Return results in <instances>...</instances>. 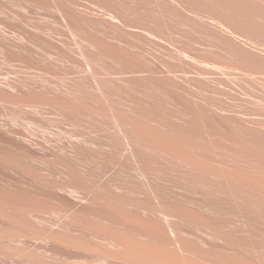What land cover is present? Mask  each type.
I'll return each instance as SVG.
<instances>
[{
    "label": "bare ground",
    "instance_id": "6f19581e",
    "mask_svg": "<svg viewBox=\"0 0 264 264\" xmlns=\"http://www.w3.org/2000/svg\"><path fill=\"white\" fill-rule=\"evenodd\" d=\"M22 1H28V3L25 2V4L27 3L29 5L30 0ZM31 1V5H33L32 3L34 2L36 3L35 0ZM38 1L42 4V6L45 4V7H52V11L55 10L58 12L59 16L55 11V13L53 12L52 14L59 17L58 18L56 16V18L60 21L56 22L57 26L63 24V28L68 30L67 33L71 31L70 35L72 34V30L78 31L83 35V37L81 35L79 37H82V40L87 41L91 48L94 47L93 49L95 50L87 48V52L91 50L90 53H87L88 55L83 52L78 53L79 55H82V57L84 56L83 59L86 61V69L88 68L91 74L92 70L94 72L93 68L92 70L90 69L91 61L109 58L113 61H117L120 65L122 57L124 61L127 56V60H130L129 56L133 53L129 52L131 55L127 54L128 52L125 51H128L129 49H125L123 46L121 48L120 46L121 43L125 41L123 38L124 35L136 38L137 33L133 34L132 31L144 34L143 37L149 36L147 38H143L140 34H137V37H139V35L142 37V39L140 38L142 40L141 42L140 39L139 41L137 39V41L142 45H153V43L151 44V38L153 42H159L158 45H162L163 43L166 44L165 41L169 42V40H166L167 36L165 35H171V32L174 29H166V23L168 20L170 24L174 22L175 20L171 21V19H174V16L175 18L177 16V20L182 19V21L180 20L181 22H178L176 20V22H174L176 25L172 23V26H177L178 23L181 24H178L179 26L185 25L189 27L196 24V28H194L197 29L195 30L196 33H198L197 31H200L201 29V36L203 32V34L206 35L205 38L208 37V39H203L207 40L206 44L209 41H212L207 45L205 43L203 44L197 39L201 37H198L199 33L196 34L193 32V34H195L192 37L194 41L187 46V43H185L183 39L182 42L185 44L181 43L183 45L179 46L183 48V46L186 45V48L180 50L177 46L178 51H173L170 49V43L166 45L168 49L171 50L169 51L170 55L172 54V56H178L182 62H184V64L182 63L179 66L181 67L185 65L181 67L182 70L183 68L190 66L196 70V73L199 76L206 78L204 79V82L206 83L207 81L206 84H208L209 88L206 86L204 90H209L211 87L210 84H215V77L221 84H228L231 82L230 79L233 75H235L233 78L236 79L238 76V79L241 75H247L250 71L255 73L254 70H264V57H261V55L264 54V0H156V5H153L154 0H149L152 2L154 7L156 6V8L155 10L154 8L153 10L151 8L152 11L148 9L149 12H146L144 9L143 12L145 13H143L142 16L139 14V11L142 12V8L140 9L138 7V12L137 8L136 10L130 9V11H128L129 9H124L123 2L125 0H105V2H103L105 3V5H103L104 7L101 4L102 1L99 0L96 2L99 4L94 6H102V8H104L103 11H100L99 7L98 9L95 8L99 13L96 12V10L95 12L92 11L94 10L92 5L94 2L92 3L90 0L88 1L91 3L87 0L86 1L89 5H92V10L86 8L87 6L89 7L88 4H86L87 6H84L85 8L81 7L82 3L80 1L82 0H37L36 4L40 6ZM15 2L18 3L17 0ZM141 2L138 1L137 4ZM160 3L164 4V8L160 7L162 6ZM42 9L47 10V8H41L40 10L37 9L40 11V15L42 13ZM49 10L51 11V9H48L46 11V15L51 16L50 14H47ZM32 12L33 14H38V12L35 13L32 11L31 8L30 13ZM132 14H135V16L138 15V17H134ZM55 16L53 17L55 18ZM25 18L27 19L28 17ZM28 20H31V18H28ZM21 21L23 20L21 19ZM89 21L93 23V26L95 25L93 28L94 30L96 29V26L99 29H96L97 34L96 31L92 32V29L90 31L92 33L88 31L90 30L89 28H91L87 27L88 23V26H91ZM30 22H28V24ZM136 22L139 23V25ZM58 23L60 25H58ZM151 23L157 25L155 26ZM31 24L33 28H35L33 25L37 26L35 23ZM29 25H27V27ZM52 26L49 27L52 28L50 31L53 32V28L56 25ZM46 27L48 28V32L45 31L44 28H42V30L37 28H35L36 30L34 29L33 32H35L38 37L35 36V33L33 35L32 31L30 34H27V32L24 33V29H26V31L28 30L27 28H23L21 35H19L18 38L14 35L17 39H14V42V40H12L14 38L13 37L11 39L13 43H10V45L8 44L9 46L7 47H19L20 50L18 51H21V48L26 47V43L28 46L36 37L39 41L42 38L41 41L43 40L45 43H50L48 40L54 38L51 35H54L55 33L52 34V32L49 31L50 28L48 26ZM30 28L31 27H29V30ZM254 28H257L261 34L259 32L255 34L251 31V29ZM37 30L40 31L38 32ZM125 30H127V34H123ZM2 32L0 28V34H2ZM78 32L77 34L79 35ZM174 32L177 33L175 30ZM83 33L87 35V37ZM179 33L181 32L178 31V34ZM185 33L186 32L183 31V35ZM71 36L70 38L73 37ZM76 36L73 37V40ZM194 36H196V38H194ZM49 37L52 38L49 39ZM209 37L214 39V42ZM57 39L58 38H56V40ZM54 40L55 39H53L55 45L57 44L58 47L60 45L59 49H66V47L61 48V45H65L63 41H58L60 43L63 42L62 44H59ZM121 40L124 41L121 42ZM78 41L79 39L77 42ZM107 41L112 42L110 43V47H106V45L104 46L103 43ZM137 41L135 42V45ZM147 41L148 45L146 43ZM53 42L51 41V43ZM77 42L75 43L77 44ZM81 42L78 44L80 45ZM130 42L133 43L132 40ZM173 42L171 44H174ZM54 43L52 44L53 47L51 45L50 48L58 49V47H54ZM132 43H129L130 46H135H132ZM38 44L40 45V43ZM129 44L127 46H129ZM41 45L43 46L42 43ZM158 45L156 44V46H154V48L157 49L156 51L161 50L162 47H166ZM84 46L85 45H83V47ZM139 46H137V48ZM157 46L161 48L158 49ZM7 47L5 46V48ZM75 47L77 48L80 46L75 45ZM140 47L138 48L139 51L135 50V53H137V51L138 53L133 54V56L137 55L136 57H139L138 55H140L139 58L143 57L144 59H142L145 60L146 64L142 63L141 65L140 62H138L139 65L137 64L136 67H132L137 68L139 72H147L146 74L150 77L145 73L143 77L151 78L149 80H152V82L156 79L158 82L161 81L162 84L165 83L163 84V88L164 86L165 89L169 88L168 91H165L166 93H176L178 90H182V92L180 91V96L176 95L178 98L180 97V100L178 101L180 103L179 106L181 107H178L180 111L178 115H176L179 120L175 121L174 119L173 121H162L160 116L161 110L159 109L160 112H158V108L155 107L158 102L157 100H159V96L158 98L155 97L157 100L155 101L154 99V102L156 103H154V107L151 106V109L149 108L150 102H146L148 101L146 98L145 102L149 105V107L146 106V108L144 104L143 107V105L139 103L138 105H142V107H138L136 109V107L134 108V106L128 105L129 102H126L125 108L122 103L124 109H119L116 105L115 107L117 109L114 106L107 109V101L105 99H100V97L104 94L101 90L102 88H100L101 86H99L102 82L98 85L96 81L93 85H91L96 90V92H94L95 94H93V92L87 94V92H84L85 88L84 91H82L81 89L79 90L78 87L74 86L73 88L71 85L69 86L64 83H62L61 87L56 86L59 85L56 84L54 89L49 86V88H40V84L38 86L36 84L37 87H35L34 83L31 91L35 92V96H37L36 93H41L39 96H41L42 93H46L44 96H47L46 98L48 99L44 97V102L52 105L56 101V107L61 105L64 110L66 109L71 111L76 108L85 107L89 103H99L102 105V101H105V106H103L106 108L105 112H107L106 114L109 119L107 120V125L105 126H108L106 129L111 131V133H109L110 131H107V133L112 135L114 134L113 136L116 138L114 139V141L116 140L114 143L117 144L113 145V148H116V151L112 150V152L110 151L111 149L109 150L110 152L101 151L102 146L101 144H98V142V145L95 146L98 148L100 146V149H93L92 145L94 142L88 141L90 139H86L85 137L75 138L74 136L71 137L70 134V139L67 137V140H65L66 135L64 140L58 138L57 143L55 142L54 145H51V148L49 147L52 153L44 151V153L46 152V155L52 154L54 160L60 166V172L57 175L60 178L54 179L50 177V175L54 176L51 170L53 166H50L52 163L43 161V158L41 160L38 159L41 157L38 152L40 151L39 147L42 142L37 146L36 143L32 144L31 141L28 142L25 139L21 140L22 138L20 136L18 137V139L20 138L19 141L17 139L16 141H7V139L6 141L11 145H14L15 147L18 146L23 149L22 152L28 159L26 160L28 164L35 166V162L37 160L40 161L38 162V164H40L35 167L41 170L43 174L38 178L32 177V180L33 182H38L37 185H40L39 187H42L45 190V195L47 197L56 198L64 203L66 207L62 208L60 211L66 215V217L70 220V223L68 225H63V230L61 231H54L51 229H39L37 231L32 230L34 232L30 236L45 244L34 245V247H32L33 250L30 247L12 245H8L3 248L1 243L0 247L4 249V253L12 259H15L17 256L29 251L27 253L31 257H35L29 260L30 264H264V121L257 120L253 116V113L247 114L248 112L245 113L249 115L247 120H243L241 115L238 113L226 114L222 107H219L218 109V107L215 106V102L214 104L213 102H209L207 104H205L206 102L203 104L200 103L199 94L197 95L194 93L195 91L193 92V90L189 88L190 85L188 87L184 82V80H186L184 79V74L187 76L190 74L186 73L189 70V67H187L188 69H184L185 72L183 75H181V72L183 71H181L178 67L176 68L178 70L180 69L177 73L180 72V77H183L182 79L184 80L182 81L185 83L184 85H186L180 86L179 84H183V82L176 79L177 73L175 72L177 70L175 68L174 70L176 71L174 73L176 75V81L173 77L168 78L166 77V74L163 75L164 70H158L160 68L159 65H157L159 62L156 63L158 57L156 59L155 55H150L145 49H142L143 46L141 49ZM203 48L206 50L209 49V52L214 50L213 52L217 53L215 56L218 57L216 59H212L215 57L212 55L214 53L211 54L205 50L204 52L213 56L211 60L208 58V55L207 58L209 60H207L206 57L205 59L201 53ZM71 49H73V47ZM162 49L163 51L166 50L164 48ZM25 50L30 49L25 48ZM25 50H23V52ZM67 50H64V52ZM52 51L46 49L42 54L46 58H53L54 53L56 52L53 53ZM35 53L37 55V52ZM156 53L158 54V52ZM29 54L32 56L35 55L33 52H30ZM65 54H62L64 55L63 59L66 56ZM78 54L75 56L77 57ZM71 55L68 56L70 57ZM123 55H126V57ZM234 55L241 57V61H237L235 63L234 61L236 59L233 58ZM56 57L57 56H55V58ZM136 57L135 59L139 60ZM40 59L38 60L40 61ZM73 59L74 57L72 60ZM164 59L165 58L162 59L163 64L165 63ZM143 60H141V62H143ZM152 61L155 62L157 68L159 67L158 69L153 66L155 64ZM45 62H48V60ZM67 62L68 61L66 60V64ZM136 62L137 61L132 63L135 65ZM82 63L83 65L81 66H84V62H81V64ZM152 63L153 65H151ZM167 64L165 66H167ZM116 65L119 67L117 63ZM127 65H123V68L127 67ZM129 67L127 68L129 69ZM41 70L43 69L41 68ZM111 70L113 71V69ZM46 71L44 70V72ZM105 72L106 71H104V73ZM189 72H191V70H189ZM172 73L169 74L171 75ZM77 75L78 74L75 76ZM175 75L173 74V76ZM69 77L71 78V76ZM119 77L121 78V76ZM126 77L129 80H133L128 76ZM188 77L191 79L190 76ZM223 77L227 82L224 81ZM65 78L63 77L62 79ZM189 78L188 80L190 81ZM193 78L194 79L192 80L194 81L195 75ZM221 78L223 80H220ZM90 80L93 81L92 79ZM188 80H186V82H189ZM197 80L198 78L196 81ZM161 82L159 83L160 87L162 86ZM204 82L202 80L203 84ZM154 83L157 82L155 81ZM167 83L171 84L172 87H168ZM196 83L193 82V84L197 85ZM202 83L199 82L198 84L202 85ZM6 85L11 88H17L20 86V84H14L9 80L6 81ZM155 85V88L158 87L156 88L158 90L160 88L159 85ZM173 85L175 86L174 88L176 92H169L171 91L170 88L174 90ZM87 88L89 89V87ZM212 88L215 90L214 87ZM196 89H198V87ZM211 90L212 89L209 90L210 93ZM179 91L178 93H180ZM107 92L109 93L108 90ZM162 92L164 93L163 89ZM160 93H158V95ZM165 95L170 100L175 101V98H172L171 94ZM207 95L211 96L212 93L211 95ZM50 96H54V98L52 97V99H50ZM37 97H35V99ZM48 100L53 101L50 103ZM39 101L42 102L41 100ZM39 101L33 100L32 103L36 105ZM135 101L136 100L133 102L137 104L136 102L139 101V98L136 102ZM198 102L202 104V106L200 104L199 106H196ZM108 103L110 105V102ZM142 103L144 102L142 101ZM195 106L196 108L201 107L195 109ZM194 109L195 111L202 109L203 112H201V110L199 111L201 113L197 112L198 115H202L198 117ZM142 115H146V117L144 118ZM215 123L219 127H228L229 125V127H233L230 130V133H226L225 131L219 133L215 130ZM73 125L75 126L74 123ZM45 126L47 127V125ZM95 127L97 128V126ZM95 130L97 131V129H94V131ZM14 131L15 130L13 129L11 132ZM57 133L58 132H56V134ZM61 138H63V136ZM29 139L31 140V138ZM34 141L36 140L34 139ZM38 142H40V139ZM224 142H228L229 145H223ZM112 144H110V146ZM44 148L42 147L41 150ZM46 148L48 149V145ZM103 148L104 147H102V149ZM224 149H228L230 153L222 152ZM44 153L42 154L45 155ZM54 160L52 161L54 162ZM34 183H29V185H36ZM12 185L16 187L15 182ZM9 202L11 203V206H9ZM9 202L5 204H8L10 209L18 208L19 202L14 200H9ZM12 229L10 226V230ZM19 230H17V232H13L14 230L10 232L4 231L3 233L0 231V237H7L18 241L19 238L21 239L23 236H28L22 234V231ZM81 235H90L94 238V240L86 242L83 238H79ZM52 241L63 243L66 247H68V249H70V251L75 249L76 252H72V254L70 252V260L60 262L58 260L52 261L46 254L48 251L47 246ZM77 250L80 252L83 250L86 254L91 253L92 255L88 254L86 256H81L80 254L82 253H77ZM43 251H45L44 254L41 253ZM35 253H39L38 256H36Z\"/></svg>",
    "mask_w": 264,
    "mask_h": 264
},
{
    "label": "rangeland",
    "instance_id": "374dc122",
    "mask_svg": "<svg viewBox=\"0 0 264 264\" xmlns=\"http://www.w3.org/2000/svg\"><path fill=\"white\" fill-rule=\"evenodd\" d=\"M15 1L16 0H11V1L10 0H0V23H1L0 25L3 27L2 28L0 26L1 32L3 31L2 34H0V36H1L0 37V231L2 233L4 231H9L10 232V231H13V230H14L13 232H17V230L20 229L19 231H22V234L28 235V236H25V237L23 236V237H21V239L19 238L18 241L12 240L11 238H7V237H3V238L0 237V243L2 244L3 248L8 246V245H12V246L30 247L33 250L32 247H34V245H45L44 243H41V242L37 241L35 238H32V236H30V235H32V233L34 231H37L39 229H51V230H54V231H61V230H63V225H68L70 223V220L66 217V215L63 214L60 211L62 208L66 207L64 205V203L62 201L56 199V198L47 197L45 195V190L42 187H39L40 185H37L38 182L34 181V182H36V183H34L33 180H32V177H37L38 178V177H41L42 174H43L41 170H39L37 167H35V166L40 164V163L38 164V162H40V161L37 160L35 162V164H34L35 166H33L32 164H28V162L26 161L28 159L25 157L24 153L22 152L23 149L19 148L18 146L15 147L14 145H11L7 141H16V139L19 141L20 138L18 139V137L20 136L22 138L21 140L25 139L28 142L31 141L32 144L36 143L37 146L40 145L41 142H42L41 146L43 148L45 147L44 148L45 150L44 149L41 150L42 147L41 146L39 147L40 151L38 153H39V156L41 155V157H39L38 159L41 160L43 158L44 159L43 161H46V162L48 161V163L49 162L52 163V164H50V166L51 167L53 166L52 167L53 169L51 167L50 168H51L54 176L50 175V177L54 178V179H59L60 177L57 176L58 173L60 172L59 171V168H60L59 164L54 160L52 154L51 155L50 154L46 155V152L47 153H49V152L52 153L51 149H50L52 147L51 145H54L55 142L57 143L58 138L64 140V137L66 135L65 140H67V137L70 139V137H69L70 134H71V137L74 136L75 138H79V137L83 138V137H85L86 139H88V138L90 139L88 141L94 142V144H93L94 146L92 145L93 149H96V150L100 149V146H99V148L96 147V146L98 144H101V146L104 147L103 149L101 147V151H104V152H110L112 150L116 151V148H113L114 147L113 145L117 144V143H114V142H116V140L114 141V139H116V138H115V136H113L114 134L112 135V134H108L107 133V131L109 132L110 130H107L106 128L108 126L107 127L105 126V125H107V120H109L108 117H107V114H106L107 112H105L106 108L109 109V108H111L113 106L115 107V105H116V107H118L119 109H122L123 108V104H124V108H125L126 107L125 106L126 102L127 103L129 102L128 105H132V106H134V108L136 107V109L138 107L141 108L143 104L145 105V108H146V106L149 107V105H150L149 108L151 109V106L154 107V103H156V102H154L155 97L158 98V96H159V100L155 99V101L156 100L158 101L156 103L155 107L158 108V112H160L159 109L161 110V112H160L161 115L160 116L162 118V121H164V120L165 121H170V120L173 121L174 119H175V121L179 120V118L176 115H178V113L180 111V109H178V107L180 108L181 106H179L180 103L178 101V100H180L179 99L180 97L178 98L177 96H180L179 94H181L182 90H180L181 92L178 90L180 93H178V91L176 92V90L174 88L175 86L173 85L174 90H172V88H170L171 91H169V92H173V91L176 92V93H170L171 97L175 98V101L170 100L165 95V94L170 95L169 93L165 92V91H168L169 88L165 89V86L163 88V84H165V83L162 84V82L160 81L161 84H162V86L160 87V84H159L160 82H158V80H156L154 78H153L154 79L153 82H152V80L151 81L149 80L151 78H149L150 76L148 74H146L147 72H144V73L146 75H148L149 77L147 76L148 78H145V77H143L145 75L143 73V71L139 72L137 70V68H133V67L137 66L138 62H140L141 65H142V63L146 64L145 60H143L144 59L143 57H142L143 59L139 58L140 55H138L139 57H136L137 55L133 56V54H137L138 53V51H139L138 48L140 46L141 47L143 46L142 49H145L146 52H148L150 55H153V56L155 55L156 59L158 57L157 62H156V60H155V62L156 63L159 62V64H157V65H159L160 68L159 67H158L159 69L157 68V65L155 64L154 61H152V62L155 65H153V63L151 65L156 67L158 70H161V69L164 70L163 71V75L166 74V77H168V78H172L173 77L174 80H175L176 75H177L176 79L182 81L184 79L188 80V78H189L188 76H190L191 79L189 78L190 81L189 80L188 81L191 82V83L186 82V80H184V82L186 83V85L188 87L190 85L189 88H191V90H193V92L195 91L194 93H196L197 95L199 94L200 103L203 104V103L206 102L205 104H207L209 102L210 103L213 102V104H214V102H215V106L218 107V109H219V107H222V109L225 110L226 114L238 113V114L241 115L243 120H247L249 118V115H247V114L253 113V116L257 120L264 121V70H254L255 73L250 71L247 75H241L240 78H238V79H237L238 76L235 79V78H233V77H235V75H233L231 79L229 78L231 80V82L228 83V84H221L220 81H218V79H216V77H215V84H213L215 86H213L212 84H210L208 82L210 84V86H211L210 89H212L211 93H212L213 96L211 95V93L209 91L210 89L209 90L206 89L207 93H206V90H204L206 88V86H207V88H209L208 84H206L207 81H206V83L204 82V79H206V78H204L203 76H202L203 78L201 76H199L196 73V70L193 69V67L187 66V67H189V70H191V72H189V70H188L186 73H190L191 75L188 74V76H187V75L184 74V79H182L183 77H180V74H179L180 72L177 73L181 69V71H183V72H181V75H183V73L185 72L184 69L185 68L188 69V68L185 67L182 70L181 67H183L185 65H183L181 67H179V66L182 63L184 64V62H182V60L178 56H172V54L170 55L169 51H171L170 49H172L173 51H178V47L183 45V44H185V43H187L186 45L189 46L194 41V39L192 37H193V35H195V34H193V32L196 33L195 30H197V29H194V28H196L195 27L196 24L189 27V26H185L183 24H182L183 26H179L181 24L178 23L179 25L177 24V26H178L177 27V26H175L176 24L174 23L177 20V16H176V18L174 16V19H171V21L175 20L174 22H172L175 25L172 26L171 25L172 23L170 24V22L168 20L167 23H166V25H167L166 29H171V30L174 29L175 31H177V33L174 32V30H173L172 32L170 31L171 35L168 36L166 34L165 36L168 37V38L166 37V40H169V42L165 41L166 44L163 43L162 45L161 44L158 45L159 42L157 43L155 41H154L155 42V45H154V42H153L152 38L150 40H151V44L153 43V45L149 46L148 45V41L146 42L148 46H146L145 43H144L145 45H142L138 41H139L140 38L142 39L144 34H140L138 32L132 31L133 34L137 33V34H140L142 37H140V35H139V37H137L138 36L137 34H136V38L135 37L131 38L132 36L131 37L130 36L127 37V35L126 36L124 35L123 38L125 39V41L121 40V42L122 41H124V42H122L121 46H120L121 48L123 46V48L129 49L128 51H125V52H128L127 54L131 55V53H133L131 56H129L130 60L129 61L127 60L128 56L126 57V55H127L126 53H125L126 54L125 56L123 55L124 57H126V60L124 61V59L122 57L120 65H119V63L117 61H115V60L113 61V60H111L109 58H102V59L96 58L99 61L98 60H94L95 59L94 58L93 59L94 61H91V65H90V69L91 70H92V68L94 69V72L92 70V74H91V72L88 70V68L86 69V65H85L86 61H85V59H83L84 56L82 57V55H79L78 53L79 52L80 53L83 52V53H86V54L90 53L91 50H89V52H87L88 49H93L94 47L91 48V46L89 45V43L87 41L82 40L83 39L82 38L83 37L82 34H80L78 31H73L72 30V34L74 32L75 35L74 34L73 35L71 34V35L73 37L77 35L76 37L79 39V41L77 42L78 39L75 37V39H74L75 41H74L73 37L70 35L71 31L68 32L69 33L68 34L67 33L68 30H66V28L65 29L63 28L64 27L63 24H62L63 25L62 26V25H60L58 23V25H60V26H57L56 22H60V21L56 18V16L57 15L59 16V14H58V12H56L54 10L57 15L56 16L52 15L53 12H54V11H52V7L51 8H48L49 6L45 7L46 6L45 4H43V6H42V4H40L39 1H38L39 2L38 4L40 6H38L36 4L37 0H35L36 3L33 1L35 3V4L32 3L33 5H31V2H32L31 0L29 2V5L27 4L28 1H25V2H27L26 4L22 0L21 1L19 0L20 2L17 0L18 3H16ZM87 1L86 0L80 1L82 3L81 7L85 8L84 6L86 4H88V2L89 3H91V2L92 3L93 2L96 3L99 0H94V1L90 0L91 2L90 1L87 2ZM101 1H102V3H101ZM101 1H100V3L102 4V6L105 5V3H103V2H105V0H101ZM134 1H136V2H134ZM138 1L139 2L142 1V2L137 4ZM138 1L137 0H133V1L132 0H125L123 2V8L127 9V10L129 9L128 11H130V9L131 10H136V8H137V12L139 11V8L140 9L142 8V12L139 11V14H141V16H142L143 13H145V12H143L144 9H145L146 12H149L148 9H150V11H152L153 8H154V10L156 8V6L155 7L153 6V5H156L155 4L156 0H154L153 5H152V2H150L151 0L150 1L149 0H138ZM94 3L92 4L93 7L96 6L97 4H99V3H96V4H94ZM147 3H150L151 5L147 4ZM23 4H25L27 6H25ZM1 5H2V7H1ZM90 5H89V7L86 5L87 6L86 8L87 9L93 8L92 5H91V7H90ZM160 5H162L160 7H163L164 4L160 3ZM37 6L41 7V8H45V9L47 8V10L51 9V11L49 10L47 12V14H50L51 16L46 15V11L47 10H44V9L41 10L42 13L40 15V11L39 10L41 8H38ZM102 6L101 7L98 6L100 11H103V9H104V8H102ZM34 7H36V8H34ZM98 7H94V10H92V9L91 10L95 12V10L98 9ZM31 8H32V11H34L35 13L38 12V14L37 13L33 14V12L30 13L31 12ZM151 8H152V10H151ZM37 9H39V10H37ZM26 11H27V13H26ZM49 12H52V13H49ZM96 12H98V10H96ZM34 15H35V17H34ZM132 15L134 17H136V16L138 17V15H136V16H135V14H132ZM132 15H131V17H132ZM53 16H55L56 19ZM25 17H28L29 19L31 18V20H28V18L26 19ZM52 18H54V19H52ZM21 19L23 21H21ZM27 20H28V22L31 21L29 23L30 25L28 24ZM55 20H57V21H55ZM180 20L182 21V19H178L177 21L181 22ZM31 23L37 24V26L33 25L35 28L40 29V30H42V28H44L45 31L48 30V28L46 26H48V27L52 26V25L53 26L54 25L57 26V28H56V26H54L53 29L55 31L53 30V32L50 31L52 28L49 27L50 28L49 31L52 32V34L55 33L54 35H51L54 38L49 37V39L52 38L51 40H48V41H50V43L49 42L45 43L43 40L41 41L42 38L40 36L39 37L41 39H40V41L38 40V38H37L38 36L36 35L35 32H33L35 28L32 27ZM22 24L24 26H26V27H24ZM47 24H49V25H47ZM88 24H87V27H91V28H89L90 30H88V31L90 32L91 29H92V32L96 31V34H97V30H99L97 28V26L95 27L97 30L96 29L94 30L93 28H94L95 25L93 26V23H91V26H88ZM137 24L139 25V23H137ZM151 24L155 25L154 23H151ZM27 25H29V26L27 27ZM29 27H31L30 30H29ZM152 27H154V26H152ZM176 27H177V29H176ZM191 27H193V28H191ZM23 28H27V30H28V31H26V29H24L25 30L24 33L27 32V34H30V32L32 31L33 35L35 33V36H37L35 39L32 40L33 42L31 41L32 44H31V42H30V44L28 43L29 44L28 45L29 47H28L27 43H26L25 44L26 47L21 48V51H18V50H20L19 47L18 48L15 47L17 49H15L14 47H11V46H10L11 48L7 47V46L10 45V43H13V41H11V39L13 37L14 38L12 40L17 39L18 36L21 35V31L23 30ZM40 30H37V31L39 32ZM69 30H71V29H69ZM185 30H187V31H185ZM190 30H192V31H190ZM126 31L127 30H125L123 32V34L124 33L127 34ZM167 31H169V30H167ZM178 31L181 32V33L178 34ZM183 31L186 32L184 35H183ZM200 31H202V30L200 29ZM200 31L199 30L197 31L199 34L196 33V34L199 35V36L197 35L198 37L201 36V34H200L201 32ZM251 31H253L255 34H257L259 32L257 28L251 29ZM77 32L79 33V35L77 34ZM92 32H90V33H92ZM18 33H20V34H18ZM24 33H22V34H24ZM93 34H95V33H93ZM172 34H174V35H172ZM3 35H4L5 38L3 37ZM80 35L82 37H79ZM128 35H130V34H128ZM203 35L204 34L202 32V36L200 38H197V39L200 40V42H202L203 44L204 43L206 44L207 40H203L206 35H204V36ZM70 36L72 38H70ZM85 36L87 37V35H85ZM165 36H164V38H165ZM184 36L185 37L187 36L189 39L187 37L185 38ZM145 37H143V38H145ZM147 37H149V36H147ZM169 37H171L172 39L169 38ZM56 38H58V39L56 40ZM194 38H196V36H194ZM206 38L208 39V37H206ZM53 39H55L54 40L55 42L63 41L65 45L64 46L61 45L62 46L61 48L66 47V49L63 48L62 49L63 52H62V50L59 49L60 48L59 44H62L63 42L62 43L58 42L59 43L58 44L59 47H58L57 44L55 45V43L53 42ZM84 39H87V38H84ZM137 39H138V41H137ZM141 39H140V42L142 41ZM183 39H184L185 43L182 42ZM210 39H212V38H210ZM81 40H82L83 43L81 42ZM131 40L133 41L134 44L132 42H130ZM150 40H149V42H150ZM212 40L214 42V39H212ZM51 41L54 43V45H55L54 47H58V49L54 48L55 49L54 50L53 48H50L51 45L53 44V43H51ZM84 41H85V43H84ZM136 41H137V43L135 45ZM14 42H15V40H14ZM75 42H77V44ZM79 42H81L80 45L78 44ZM172 42L174 44H171ZM211 42L212 41H209L208 43H211ZM34 43H36V44H34ZM38 43H40V45ZM41 43L43 44V46L41 45ZM69 43H70V45H69ZM110 43H112V42H108L107 41V42H105L103 44H104V46L106 45V47L107 46L110 47ZM129 43H132V46L135 45L136 47L135 46L131 47ZM138 43H139L140 46L138 45ZM176 43L177 44L180 43V44L177 45ZM181 43H183V44H181ZM46 44L48 45V47H47ZM128 44H129V46H127ZM156 44L158 46L161 45V47L162 46H166L167 44H169V46H171V47H170V49H168L167 46L166 47H162V48L166 49L164 51L160 47L161 50L156 51L157 49L154 48V46H156ZM75 45L80 46V47H77L78 48L77 49L75 47ZM83 45H85V46L83 47ZM186 45H184L183 48H186L187 47ZM5 46L7 48H5ZM137 46H139V47L137 48ZM39 47H41V48H39ZM52 47H53V45H52ZM67 47H69L70 49L67 48ZM72 47H73V49H71ZM129 47H131L132 49L129 48ZM141 47H140V49H141ZM25 48H28V49H30L32 51L25 50ZM31 48H34V49H31ZM45 48L48 49L49 51L54 50V51H52L53 53L56 52V53H54V57L53 58H48V57L46 58L42 54L44 52V50H46ZM160 48L158 47V49H160ZM183 48L179 47L180 50L183 49ZM22 49L25 50V51L23 52ZM64 50H67V51L64 52ZM73 50L74 51H76V50L78 51L79 50V51L78 52L77 51L74 52ZM93 50H95V49H93ZM130 50H132L134 52H132ZM135 50H138L137 53H135L136 52ZM205 50L206 49L203 48L202 51H201V53L204 56V58L205 57L207 58V55H208V58L211 60V58L217 54L216 52L215 53L213 52L214 50L213 51L211 50L212 52H209L210 51L209 49L206 50V52H208V53H211V54L214 53V54H212L213 55L212 56L211 54H207L206 52H204ZM26 51H29V52H26ZM34 51L37 52L38 56L36 55V53ZM30 52L31 53L33 52L35 55L32 56L31 54H29ZM129 52H131V53H129ZM153 52H155V53H153ZM156 52H158V54ZM165 52H166V54H165ZM75 53L78 54L77 57L75 56L76 55ZM151 53H153V54H151ZM167 53H168V55H167ZM62 54H65L67 56V58H66V56L64 57L65 60L63 59L64 55H62ZM73 54H74V56H73ZM42 55H43V57H42ZM68 55H71V56L69 57ZM55 56H57L56 58H59V59H56ZM80 56H81V58H80ZM71 57L72 58L74 57V59L72 60ZM135 57L138 58L139 60L140 59L143 60V62H141V60L140 61L136 60ZM159 57H160V60H159ZM217 57L218 56H215L212 59H216ZM261 57H264V54L261 55ZM60 58H62L63 60L60 59ZM163 58L166 59V60L164 59V62H165L164 64H163V60H162ZM208 58H207V60H209ZM233 58L236 59L234 61L235 63L237 61H241V59H242L241 57L236 56V55H234ZM38 59H40V61ZM47 60H48V62H45ZM66 60L68 61L67 64H66ZM135 61H137V62L134 65ZM160 61H162V62H160ZM81 62H84V66L85 67L81 66V65H83V63L81 64ZM132 62H134V63H132ZM72 63H74V64H72ZM116 63L119 65V67L116 65ZM123 63H125V64H123ZM98 64H100V65H98ZM127 64L129 66L131 64H133V65H131L129 67ZM161 64H162V66H161ZM166 64H167V66H165ZM49 65L51 67H54V68H51ZM123 65H127V67H129V69L127 67L123 68ZM76 66H77V69H76ZM164 66H165V68H164ZM177 67L180 68V69L179 70L176 69ZM41 68L43 70H41ZM174 68L177 71L174 70ZM105 69H107V70H105ZM111 69H113V71ZM134 69H135V71H134ZM167 69H169V70H167ZM44 70L45 71L47 70V71L44 72ZM126 70H127V72H126ZM128 70H129L130 73L128 72ZM136 70H137V72H136ZM104 71H106L105 72L106 74L104 73ZM115 71H117V72H115ZM121 72H123V73H121ZM132 72H134V73H132ZM174 72L177 73V74L175 75ZM49 73H51V74H49ZM72 73H75V74H72ZM141 73H142V76H141ZM169 73H172V74L170 75ZM76 74H78V75L75 76ZM173 74L175 76H173ZM194 75H195V80L193 81L192 79H194L193 78ZM44 76H45L46 79L44 78ZM69 76H71V78ZM82 76H83V79H82ZM86 76H88V77H86ZM119 76H121V78ZM126 76H128L130 79L132 78L133 80H129ZM63 77L64 78L66 77V78L62 79ZM74 78L77 79V80H75ZM124 78H126V79H124ZM197 78H198L197 81H199L201 83H202V80H203L204 84L203 83H202V85L198 84L199 82L196 81ZM60 79H62V80H60ZM73 79H74V81H73ZM90 79H92L93 81H91ZM223 79H224V77H223ZM223 79L221 78L220 80H223ZM7 80H9V81H11V82H13L14 84H17V85L20 84V86H18L17 88L7 87V85H6V81ZM82 80H85V81H82ZM127 80H129V81H127ZM44 81L47 82V83H45ZM60 81H62V82H60ZM96 81H97L98 85L100 84V82H102L99 86H101L100 88H102L101 90L103 91V93H104L103 95L104 96L99 93L100 95H102L100 97V99H103V100L105 99L107 101V103L105 101H102L103 102L102 105L99 104V103H96V104L89 103L85 107L76 108V109L71 110V111L70 110H66V109L64 110L61 105L56 107L57 106L56 105L57 103L55 104L56 101L52 105L49 104V103L47 104L46 102H44V99L47 97V96L46 97L44 96V95H46V93L45 94L42 93L43 96L42 95L39 96L41 93L40 94L36 93V95L38 96L37 97V96H35V92L31 91L32 86H33L34 83H35L34 84L35 87H37L40 84V86H41L40 88H42V87L46 88V87L49 86L52 89H54L56 86L61 87L62 83H64L66 85L68 84L69 86L71 85V87H73V88H74V86L78 87L79 90L81 89L82 91H84V88H85L84 92H87V94H90L92 92H93V94H95L94 92H96V90L91 85H93L94 82H96ZM103 81H107L108 83L107 82H103ZM155 81L157 83H154ZM224 81H226V80L224 79ZM58 82H60V83H58ZM184 82H183V84L180 83L179 85L180 86L184 85L185 84ZM193 82L194 83L197 82L196 83L197 85L193 84ZM36 84H37V86H36ZM56 84H59V85H56ZM155 84L159 85V87H160L158 89L159 92L156 89L158 87L155 88V86H156ZM167 84H168V87L169 86L172 87L171 84H169V83H167ZM80 85H82V86H80ZM186 85H184V86H186ZM28 86L29 87L31 86V87L29 88ZM196 86L198 87V89H196L197 88ZM87 87H89V89ZM194 87H196V88H194ZM212 87H214L215 90H213ZM161 88L163 89L164 93L162 92ZM86 89H88V90H86ZM107 90L109 91V93L107 92ZM214 91H215V93H214ZM158 93H160V94L158 95ZM162 93H163V95H162ZM174 94H175V96L177 95L176 96L177 99L174 96ZM207 94H209L211 96H208ZM214 94H215V96H214ZM49 95H51V94H49ZM100 95H98V96H100ZM106 95H107L108 98L106 97ZM151 95H152V97H151ZM182 95H183V93H182ZM183 96H181V97H183ZM35 97H37V98L35 99ZM52 97L54 98V96H50L49 98L52 99ZM102 97H104V98H102ZM112 97H113V99H112ZM203 97L206 100L207 99L208 100L206 101ZM138 98H139V101L136 102L138 100ZM145 98L148 101H146ZM161 98H163V99H161ZM46 99H48V98H46ZM199 99H198V101H199ZM211 99H212V101H211ZM33 100H36V101L41 100L43 103L39 101L35 105V104L32 103ZM125 100H127V101H125ZM130 100H132V101H130ZM134 100H136L135 102L137 104H135L133 102ZM48 101H50V100H48ZM52 101L53 100H51L50 103H52ZM142 101L144 103H142ZM145 101L148 102V103L150 102L149 105ZM108 102H110V105H109ZM112 102H114V103H112ZM120 102H121V104H120ZM105 103H106V108L104 107ZM139 103L142 104V105H138ZM200 103L198 102L196 106H199ZM202 104H200V105L202 106ZM144 105H143V107H144ZM196 106H195V109L201 107L200 106V107L196 108ZM195 109H194V111H195ZM200 110H201V112H203L202 109H200ZM200 110H196L195 113L196 114H197V112L201 113V112H199ZM223 110H221V111L224 112ZM245 113H247V114H245ZM170 115H171V117H170ZM201 115L202 114H199V115L197 114L198 117H200ZM142 117L145 118L146 115H142ZM147 117H148V115H147ZM73 123L75 124V126L73 125ZM100 123L102 124L103 127L104 126L105 127L103 128ZM9 124H10V126H9ZM45 125H47V127ZM215 125H216L215 130L218 131L219 133H221L222 131H225L226 133H230V130L233 127L232 125H231L232 127H229L230 125L228 127L227 126L226 127H222V126L219 127V126H217L216 123H215ZM95 126H97V128ZM99 126H101V127H99ZM73 128H75V129H73ZM102 128H103V130H102ZM13 129L16 132L15 131L11 132V131H13ZM94 129H97V131L96 130L94 131ZM56 132H58V133L56 134ZM95 132H97V133H95ZM74 133H76V134H74ZM104 133L106 134V137H105ZM109 133H111V131ZM62 136H63V138H61ZM86 136H88V137H86ZM43 137H44V139H43ZM29 138H31V140ZM55 138H57V139H55ZM34 139L36 141H34ZM39 139H40V142H38ZM49 139H51V140H49ZM110 139H112V140H110ZM44 141H46V142H44ZM47 141H50L51 143L47 142ZM97 142H98V144H97ZM43 143H44V145H43ZM109 143L112 144V145L110 146ZM45 144H46V146H45ZM47 145H48V149L46 148ZM223 145H229V144H228V142H224ZM90 146H91V144H90ZM107 148H109V149H107ZM20 149H22V150H20ZM44 151H46V152L44 153ZM40 152H41V154H40ZM222 152L230 153V151L228 149H224V150H222ZM42 153H44L45 155H43ZM52 160H54V162ZM14 182L16 184V187L12 185ZM29 183H34L38 187L36 185H29ZM16 194H18V195H16ZM9 200H14L16 202H19V206L16 205V206H18V208L17 209L16 208L13 209L11 207L12 209H10L9 206H11L10 205L11 203L9 202ZM5 203H8L9 206H8V204L6 205ZM30 225H32V226H30ZM6 226H7V228H6ZM10 226H11V229L13 228L12 230H10ZM32 230H34V231H32ZM79 238H83V240H85L86 242L94 240V238H92L90 235H83V236L81 235ZM47 248H48V251L46 253L47 256L50 257L52 261L58 260L59 262L60 261H64V260H70L69 259L70 258V252H71V254H72V252L73 253L76 252L75 249H72L70 251V249H68V247H66L63 243H59V242H55V241H52L47 246ZM42 249H40V250H42ZM4 251L5 250L0 247V264H30L29 260L35 258V257H31L27 253L29 251H27V252L17 256L15 259H12L9 256H7L4 253ZM44 252L45 251H43L41 253L44 254ZM77 253H82V254H80L81 256L82 255L86 256L88 254L92 255L91 253H87L86 254L85 251H83V250H81V252L77 250ZM38 254L39 253H35L36 256H38Z\"/></svg>",
    "mask_w": 264,
    "mask_h": 264
}]
</instances>
